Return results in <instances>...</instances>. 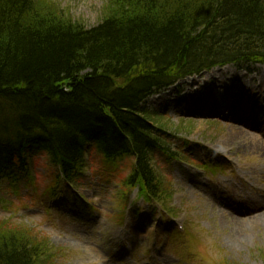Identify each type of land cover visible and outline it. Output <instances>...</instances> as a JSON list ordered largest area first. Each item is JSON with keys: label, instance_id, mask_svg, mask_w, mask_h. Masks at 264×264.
<instances>
[{"label": "trees", "instance_id": "1", "mask_svg": "<svg viewBox=\"0 0 264 264\" xmlns=\"http://www.w3.org/2000/svg\"><path fill=\"white\" fill-rule=\"evenodd\" d=\"M260 63L264 0H107L92 26L54 0H0V186L20 180L35 148L68 180L96 151L130 160L123 186L163 205L170 186L152 155H176L168 138L180 131L148 98ZM54 250L39 230L0 220V264H57Z\"/></svg>", "mask_w": 264, "mask_h": 264}, {"label": "rangeland", "instance_id": "2", "mask_svg": "<svg viewBox=\"0 0 264 264\" xmlns=\"http://www.w3.org/2000/svg\"><path fill=\"white\" fill-rule=\"evenodd\" d=\"M54 1L92 26L107 0ZM252 69L217 67L144 104L182 131L169 141L171 152L182 151L187 161L159 152L153 158L159 175L170 178L164 177L171 187L167 203L146 204L136 189L128 192L123 179L131 174L130 160L113 165L96 151L88 153L73 180L81 195L75 196L64 178L56 180L55 163L35 148L21 180L0 186V220L19 221L46 235L57 264H264V150L254 147L264 141V124L240 126L245 140L230 141L232 116L243 112L225 107L217 112L211 103L213 92L222 95L243 82L250 88L264 84V64ZM167 207L172 213L166 214ZM178 221L184 231L171 232L167 249L158 253L163 227Z\"/></svg>", "mask_w": 264, "mask_h": 264}, {"label": "bare ground", "instance_id": "3", "mask_svg": "<svg viewBox=\"0 0 264 264\" xmlns=\"http://www.w3.org/2000/svg\"><path fill=\"white\" fill-rule=\"evenodd\" d=\"M236 77L237 74L234 75V78ZM243 78L244 77H241V79ZM243 83L244 85H238L239 87L235 85L233 87L231 86L230 90H227V93H222L223 96L219 93H212L211 103L216 106L217 112H219L223 106L229 109L230 113H234L233 111L239 108L240 112H243L241 117L236 115L232 116L233 124L231 126L230 141L240 138L244 139L246 133H243L240 126L244 127V125H247L248 127L257 128L258 125L264 124V106L261 105L264 104V84L260 87L250 88L245 82ZM226 100L229 101L227 102ZM207 105H209V103H207ZM254 147L257 150H264V141H255ZM253 211H255V209H253Z\"/></svg>", "mask_w": 264, "mask_h": 264}]
</instances>
